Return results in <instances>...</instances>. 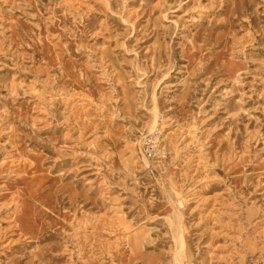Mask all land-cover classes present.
<instances>
[{
	"label": "rangeland",
	"instance_id": "rangeland-1",
	"mask_svg": "<svg viewBox=\"0 0 264 264\" xmlns=\"http://www.w3.org/2000/svg\"><path fill=\"white\" fill-rule=\"evenodd\" d=\"M178 262L264 264V0H0V264Z\"/></svg>",
	"mask_w": 264,
	"mask_h": 264
},
{
	"label": "bare ground",
	"instance_id": "bare-ground-1",
	"mask_svg": "<svg viewBox=\"0 0 264 264\" xmlns=\"http://www.w3.org/2000/svg\"><path fill=\"white\" fill-rule=\"evenodd\" d=\"M178 242V241H177ZM177 264H182V262H178Z\"/></svg>",
	"mask_w": 264,
	"mask_h": 264
}]
</instances>
